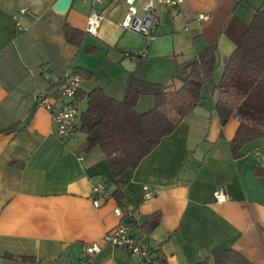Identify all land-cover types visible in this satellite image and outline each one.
<instances>
[{
	"label": "crops",
	"instance_id": "1",
	"mask_svg": "<svg viewBox=\"0 0 264 264\" xmlns=\"http://www.w3.org/2000/svg\"><path fill=\"white\" fill-rule=\"evenodd\" d=\"M57 1L0 0V264H81L91 243L100 247L92 264H162L160 253L164 264H196L221 249L264 264V137L233 156L230 141L241 121L223 126L213 98L225 60L243 42L253 15L264 10V0L158 5L156 38L144 58L126 55L146 43L120 25L126 0L95 6L104 15L97 35L86 31L91 0H74L66 13L54 10ZM64 22L83 32L81 44L67 39ZM214 45L219 80L214 76L207 85L212 96L205 86L201 103L136 168L116 174L101 145L82 149L87 134L79 127L92 88L100 85L121 101L134 71L149 82L179 87L178 71L185 67L187 73L186 65ZM74 68L92 75L83 77L77 126L68 141L41 105L22 126L37 97L58 96ZM139 106L152 109L154 95L143 94ZM163 111L177 118L169 107ZM97 183L112 196L100 207L93 202ZM146 186L153 197H146ZM220 189L227 201L219 203L214 194ZM117 207L134 212L141 225L159 215L146 234L149 261L105 241L108 231L131 220L129 214L118 217Z\"/></svg>",
	"mask_w": 264,
	"mask_h": 264
},
{
	"label": "trees",
	"instance_id": "2",
	"mask_svg": "<svg viewBox=\"0 0 264 264\" xmlns=\"http://www.w3.org/2000/svg\"><path fill=\"white\" fill-rule=\"evenodd\" d=\"M251 23L237 51L225 60L226 69L213 90L214 110L221 118V124L225 126L235 118L241 121L238 134L230 141L233 156L237 158L246 144L264 137V10L255 13ZM64 31L70 42L82 43L83 32L67 22H64ZM218 56L215 45L199 53L186 65L185 76H174L181 83L179 87L149 82L134 71L129 75L121 101L109 96L100 85L92 88L87 93L88 108L81 115L79 127L87 134L82 149L86 151L101 145L116 174L136 168L201 103L203 89L214 80L215 70L219 67ZM72 72L85 78L92 75L84 68H74ZM79 92L77 99L83 96ZM143 94L154 95L155 106L140 113L136 106ZM166 107L171 108L176 119L163 111ZM129 216L128 224L144 235L159 222V215L146 217L143 225L134 212ZM161 256L160 253L159 258L164 264ZM196 264L252 263L237 250L221 249Z\"/></svg>",
	"mask_w": 264,
	"mask_h": 264
},
{
	"label": "built area",
	"instance_id": "3",
	"mask_svg": "<svg viewBox=\"0 0 264 264\" xmlns=\"http://www.w3.org/2000/svg\"><path fill=\"white\" fill-rule=\"evenodd\" d=\"M94 9L88 17L86 31L92 35H97L104 15L95 9L98 3L105 0H91ZM184 0H126L127 11L120 21L121 27L126 31H132L142 36L146 43L135 50L126 51V55L147 57L148 45L156 38L155 17L158 5L166 7H177ZM209 16L201 14V19H208ZM17 18V16H15ZM83 77L78 73L69 72L63 79L59 94L53 97L49 94L39 95L37 104L50 110L60 139L66 143L70 136L75 132L79 110L77 107V94L82 87ZM146 197H153L150 187L146 186ZM93 202L96 207H100L104 201L110 199L111 193L108 191L105 183L93 185ZM215 197L220 202L227 201V196L223 194L222 189L215 192ZM121 207L115 209V214L120 218H125L126 214ZM105 241L115 247H120L137 255L140 259L150 260V243L146 235L142 234L132 225L122 222L115 228L108 231ZM97 243H91L86 246L81 264H92L91 258L99 251Z\"/></svg>",
	"mask_w": 264,
	"mask_h": 264
},
{
	"label": "water",
	"instance_id": "4",
	"mask_svg": "<svg viewBox=\"0 0 264 264\" xmlns=\"http://www.w3.org/2000/svg\"><path fill=\"white\" fill-rule=\"evenodd\" d=\"M73 1L74 0H58L54 4L53 8H54V10H56L60 13H66L69 10V8L71 7ZM37 105H38L37 102L33 105L30 116L26 119V121L23 123L22 126H25L28 123L31 116L34 114V112L37 108Z\"/></svg>",
	"mask_w": 264,
	"mask_h": 264
},
{
	"label": "rangeland",
	"instance_id": "5",
	"mask_svg": "<svg viewBox=\"0 0 264 264\" xmlns=\"http://www.w3.org/2000/svg\"><path fill=\"white\" fill-rule=\"evenodd\" d=\"M84 1V0H83ZM139 37V36H138ZM178 73H179V75L180 76H185L186 75V73H185V67L184 68H181L179 71H178ZM215 74H216V72H215ZM214 74V76H215V78H217L218 80H219V78L220 79H222V77H217V74L215 75ZM214 76H213V78H214ZM177 82H180L178 79L176 80ZM213 87H214V85H213ZM213 90H214V88H213ZM206 92H208L209 94H210V96L208 95V97L210 98L211 96H212V92L211 91H209V88H208V86H206L205 87V89H204V93H206ZM79 107V106H78ZM81 108H83L82 107V105H81ZM171 109V108H170ZM137 110H139L140 112H143L142 110H144V107L143 106H139L138 108H137ZM171 112H173L172 110H171Z\"/></svg>",
	"mask_w": 264,
	"mask_h": 264
}]
</instances>
